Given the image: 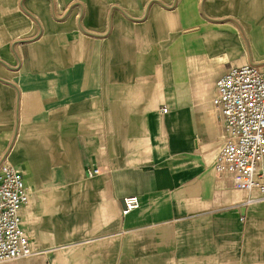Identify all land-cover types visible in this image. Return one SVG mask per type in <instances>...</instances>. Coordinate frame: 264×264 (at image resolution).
<instances>
[{
	"label": "crops",
	"instance_id": "0c3cea01",
	"mask_svg": "<svg viewBox=\"0 0 264 264\" xmlns=\"http://www.w3.org/2000/svg\"><path fill=\"white\" fill-rule=\"evenodd\" d=\"M246 63L264 0H0V161L36 252L0 264H264V200L214 170L215 82Z\"/></svg>",
	"mask_w": 264,
	"mask_h": 264
},
{
	"label": "built area",
	"instance_id": "2783aa9c",
	"mask_svg": "<svg viewBox=\"0 0 264 264\" xmlns=\"http://www.w3.org/2000/svg\"><path fill=\"white\" fill-rule=\"evenodd\" d=\"M211 103L225 127L215 172L228 175L235 188L246 191V203L264 200V170L260 165L264 158V67L246 63L224 72L215 82ZM98 172L99 168H89L87 175ZM29 195L22 172L0 161V263L36 254L21 225L20 210ZM138 206L137 196L123 198V214Z\"/></svg>",
	"mask_w": 264,
	"mask_h": 264
}]
</instances>
